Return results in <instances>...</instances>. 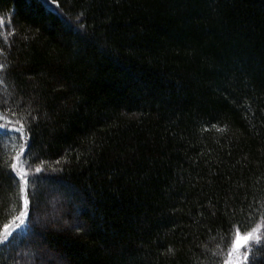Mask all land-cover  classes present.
Returning a JSON list of instances; mask_svg holds the SVG:
<instances>
[{
	"label": "trees",
	"instance_id": "1",
	"mask_svg": "<svg viewBox=\"0 0 264 264\" xmlns=\"http://www.w3.org/2000/svg\"><path fill=\"white\" fill-rule=\"evenodd\" d=\"M257 225L264 0H0V264H226Z\"/></svg>",
	"mask_w": 264,
	"mask_h": 264
},
{
	"label": "snow or ice",
	"instance_id": "2",
	"mask_svg": "<svg viewBox=\"0 0 264 264\" xmlns=\"http://www.w3.org/2000/svg\"><path fill=\"white\" fill-rule=\"evenodd\" d=\"M53 4L56 3V0H51ZM13 169H15V165L12 166ZM36 171H40V169H36ZM25 174L23 172L20 173V179L24 180ZM25 184H27V181H24ZM23 190V189H22ZM29 201L27 198H25V208L28 207ZM26 212H21L20 217L26 216ZM262 229H253L251 231H248L244 234H241L239 229L236 230L235 237L232 240V247L229 253V256L232 258L229 261L226 262V264H242V261L247 260V256L241 257L240 260H236L235 256L237 253L240 252L242 248H245L248 246L250 241L255 240L257 244L264 245V239H262L260 232ZM12 235V232L7 230V226H5V231L0 234V244H4L8 241V238Z\"/></svg>",
	"mask_w": 264,
	"mask_h": 264
},
{
	"label": "rangeland",
	"instance_id": "3",
	"mask_svg": "<svg viewBox=\"0 0 264 264\" xmlns=\"http://www.w3.org/2000/svg\"><path fill=\"white\" fill-rule=\"evenodd\" d=\"M16 169H18L20 172H23V173H24L23 169H21V168L18 166V164L16 165ZM19 175H20V174H19ZM262 227H263L262 225H257V226H255L254 229H262ZM260 235H262V231L260 232ZM254 244H257V243L255 242V240L250 241L247 247L242 248V249L240 250V252L236 254L235 259H236V260H240L241 257H243V256H247V258H248V255H249L248 252L250 251V249L252 248V246H253ZM230 259H232V258L229 256L228 261H229ZM246 261H247V260L242 261V264H244V262H246Z\"/></svg>",
	"mask_w": 264,
	"mask_h": 264
}]
</instances>
